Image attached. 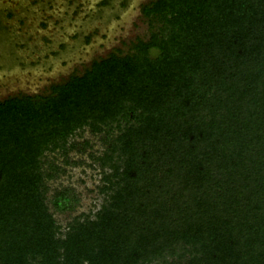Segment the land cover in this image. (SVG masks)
Segmentation results:
<instances>
[{
  "label": "trees",
  "instance_id": "obj_1",
  "mask_svg": "<svg viewBox=\"0 0 264 264\" xmlns=\"http://www.w3.org/2000/svg\"><path fill=\"white\" fill-rule=\"evenodd\" d=\"M140 10L127 52L0 100V264H264V0ZM71 152L94 210L52 185Z\"/></svg>",
  "mask_w": 264,
  "mask_h": 264
},
{
  "label": "rangeland",
  "instance_id": "obj_2",
  "mask_svg": "<svg viewBox=\"0 0 264 264\" xmlns=\"http://www.w3.org/2000/svg\"><path fill=\"white\" fill-rule=\"evenodd\" d=\"M148 1L0 0V100L46 94L52 83L81 73L93 59L127 52L148 34L140 10ZM84 136L91 138L88 132ZM70 156L85 163L65 166L66 173L52 185L75 188L81 198L77 212L94 210L101 201L99 174L87 165L86 154ZM58 219L64 223L63 215Z\"/></svg>",
  "mask_w": 264,
  "mask_h": 264
}]
</instances>
